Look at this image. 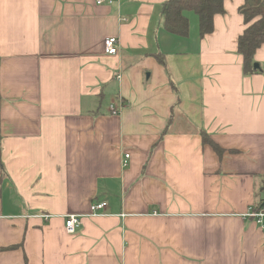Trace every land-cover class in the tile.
Instances as JSON below:
<instances>
[{
	"label": "crops",
	"instance_id": "0c3cea01",
	"mask_svg": "<svg viewBox=\"0 0 264 264\" xmlns=\"http://www.w3.org/2000/svg\"><path fill=\"white\" fill-rule=\"evenodd\" d=\"M164 1L0 0V249L17 247L0 264H264L245 216L264 181V44L244 75V0L202 39L193 13L187 38L168 34Z\"/></svg>",
	"mask_w": 264,
	"mask_h": 264
},
{
	"label": "trees",
	"instance_id": "16d2710c",
	"mask_svg": "<svg viewBox=\"0 0 264 264\" xmlns=\"http://www.w3.org/2000/svg\"><path fill=\"white\" fill-rule=\"evenodd\" d=\"M224 0H166L160 5V19L163 29L176 37L187 38L189 36V19L187 13H193L198 20V36L200 39L213 31V18L224 14ZM243 18L245 28L237 38L236 51L242 58V72L244 75H253L259 72L254 56L256 51L264 44V0H244L238 9ZM159 63L164 62L159 58ZM203 145H207L221 160L225 154L217 143L204 132L199 131ZM229 153L236 151L230 150ZM264 193V181L255 193L256 204L253 210H258L263 201L259 195ZM17 247H9L0 250H12ZM27 264V261H26Z\"/></svg>",
	"mask_w": 264,
	"mask_h": 264
},
{
	"label": "built area",
	"instance_id": "2783aa9c",
	"mask_svg": "<svg viewBox=\"0 0 264 264\" xmlns=\"http://www.w3.org/2000/svg\"><path fill=\"white\" fill-rule=\"evenodd\" d=\"M116 0H96L97 5H112ZM118 39L116 37H109L104 40V51L108 55H116L118 54ZM117 80L120 79V76L116 77ZM125 108V103L118 98L117 101H112L109 104V113L111 115H118ZM129 155L125 154L123 159L121 160V167L126 168L128 165ZM106 208L105 202H97L91 203L89 207V216L97 217L100 216ZM246 217L251 218L254 222L264 230V206H261L258 210H253V208H249L248 212L245 214ZM65 232L68 235H74L77 232V229L81 225V216L68 214L65 217Z\"/></svg>",
	"mask_w": 264,
	"mask_h": 264
},
{
	"label": "rangeland",
	"instance_id": "374dc122",
	"mask_svg": "<svg viewBox=\"0 0 264 264\" xmlns=\"http://www.w3.org/2000/svg\"><path fill=\"white\" fill-rule=\"evenodd\" d=\"M194 14H192V16H193ZM193 17H195V15L193 16Z\"/></svg>",
	"mask_w": 264,
	"mask_h": 264
},
{
	"label": "water",
	"instance_id": "95a60500",
	"mask_svg": "<svg viewBox=\"0 0 264 264\" xmlns=\"http://www.w3.org/2000/svg\"><path fill=\"white\" fill-rule=\"evenodd\" d=\"M262 206H264V202H263Z\"/></svg>",
	"mask_w": 264,
	"mask_h": 264
}]
</instances>
